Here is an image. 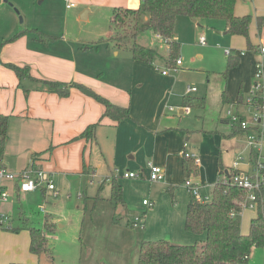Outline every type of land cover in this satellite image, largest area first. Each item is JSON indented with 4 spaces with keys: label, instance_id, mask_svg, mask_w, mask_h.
<instances>
[{
    "label": "crops",
    "instance_id": "1",
    "mask_svg": "<svg viewBox=\"0 0 264 264\" xmlns=\"http://www.w3.org/2000/svg\"><path fill=\"white\" fill-rule=\"evenodd\" d=\"M73 1L77 4L73 8L79 9L71 14L75 15V20L86 23L91 22L93 16L108 17L110 20L115 7L135 9L140 4V0ZM237 1L234 13L251 15L248 29L250 43L243 36L229 34L224 26L223 34H228L227 42L234 50L230 49L229 56L234 58L235 63L227 67L225 87L213 91L210 80L206 77L204 83L202 77L197 81L199 92L197 88L188 92V87H195L191 84L193 72L183 66V61L178 71L170 70L162 74L165 69L162 63L135 60L128 48H118L112 40L95 45L98 39L110 34L104 25L95 24L89 31L82 28L78 32L65 27L57 32L59 23L51 14L42 23L30 19L26 22L25 17L18 19L19 12L14 9L18 6L22 9L19 2L0 0V113L8 116L7 141L1 163L7 169L18 172L30 165L40 167L52 175L56 186L59 183V190L60 187L73 186L87 189L88 184L96 182V193L89 198L93 208L100 207L98 223L112 229L123 227L121 223H126L123 228L130 230L128 236L120 237L123 249H129L130 254L124 257L121 252L114 264H137L139 246L143 240L167 239L178 244H193L205 238L204 234H194L184 228L190 193L186 187L184 191L176 186L190 178L199 185L200 191L205 185H210L212 191L214 183L202 184L191 177L199 179L210 169L208 179L215 182L221 171L229 166H225L220 153L209 157L196 147V128L185 115L191 110L209 113L214 115L215 129L213 131L211 126H202V132L243 138L244 146L238 140L229 145L233 159L240 154L238 150L245 147L244 133L228 124L224 110L230 104L238 105V98L243 102L251 91L255 62L261 58L258 48L264 45V25L258 27L257 23V18L264 16V9L256 8L254 12H249ZM196 20L199 21L179 15L172 38L179 42L177 38L182 33L180 24L198 25ZM31 28H37L54 39L45 44L27 31L13 41H6L15 32ZM139 35L137 42L146 46L143 39L138 41ZM167 49L169 51L168 44ZM232 51L235 53L232 54ZM169 60V57L164 60L165 65H171L174 61ZM3 63L28 66L31 78H18ZM33 79L84 84L111 103L128 107L129 116L115 121L103 116V105L80 90L71 87L68 95L60 96ZM186 96L204 100V106L189 108L188 113L182 112V102ZM224 96L227 102H224ZM262 102L264 104V92ZM170 106L176 108L170 110ZM237 111L249 116L243 105H239ZM95 123L97 126L93 137H79L87 126ZM262 125L264 134V119ZM182 151L200 157V163L194 165L188 174L183 168ZM148 162L163 167L162 181L148 179ZM219 162L222 168L218 167ZM123 170L138 171L140 176L123 178L119 175ZM112 180L121 185L120 203L115 204L107 199ZM6 185L13 187L17 196L28 193L18 192L16 182L7 181ZM100 185L102 195L96 198ZM36 190L43 193L48 191L46 188ZM144 196L148 197L150 205L143 204ZM128 211L137 213L132 220L124 217ZM136 216L142 217V225H132ZM6 227L18 230L10 231ZM19 229L10 223L0 225V264L33 263L29 256V232ZM241 232L247 231L241 228ZM255 249H252L249 258Z\"/></svg>",
    "mask_w": 264,
    "mask_h": 264
},
{
    "label": "rangeland",
    "instance_id": "2",
    "mask_svg": "<svg viewBox=\"0 0 264 264\" xmlns=\"http://www.w3.org/2000/svg\"><path fill=\"white\" fill-rule=\"evenodd\" d=\"M16 1L20 3L22 8L14 7L15 11L19 12L18 19L22 18L23 20L25 17L26 22L30 19L32 22L42 23L46 16L51 14L50 16L55 17L59 23L57 24V32L62 31L65 27L76 32L81 31L82 28L89 31L95 24L104 25L106 29L110 28L108 17L93 16L89 23L75 20V15L71 13H76L79 8L66 9L63 0ZM8 3H11V0H8ZM237 3L249 12H254L256 8L264 9V0H238ZM224 26L226 27V24L222 19H199L198 25L181 23L179 26L182 33L177 38L180 42L178 55L183 61V66L193 72L191 84L198 89V92L200 85L197 84V81L202 80V77L204 83H206V77L210 80L213 91L225 87L228 70L226 66L228 55H226L225 49L233 50V46L227 42L228 34H223ZM200 35L205 37L203 45L198 42ZM142 39L147 47L155 51L154 62L159 65L162 63V67L166 68L167 65H165L164 60L169 57L166 42L155 38V33L150 30L140 33L138 41H142ZM233 51L232 54L235 53ZM185 116L193 124V128H196L194 130V135L198 138L196 147L209 157H215L220 153L225 166H231L233 154L229 145H232L236 140L243 144V138H228L223 137L221 133L202 132V126L205 128L211 126L213 131L215 129L214 115H209V113L203 114L199 110H191ZM221 139L224 141L222 142ZM261 145L264 154V134ZM238 151L242 157L248 156L246 147H242ZM8 170L18 172L9 168ZM209 174L210 169L209 173L201 174L199 179H197L198 177L191 178L202 184L213 185L215 182L208 179ZM58 184L56 186L54 183L58 190L56 195L50 190L45 193L34 190L25 195L17 196L14 193V188L7 186L6 191L9 197L6 201H0V216L10 219V222L7 220L3 225L10 223L12 226H18L19 230L28 231L27 227L32 225L43 227L46 219L52 222V229L47 233V246L51 251V256L48 254L36 256L29 253L31 262L39 264H106L109 262L114 264L119 260L121 252L124 257L130 254L129 249H123V241L120 239L121 236H128L130 233V230L123 228L126 223H121L123 227L114 229L98 223L97 215L100 213V207L93 208L92 200L89 198L90 195L96 193V182L93 185L88 184L87 189L73 186L69 188L60 187L59 190ZM177 187L186 191L183 183ZM210 192V185H205L201 189L203 195H210ZM145 196L143 198L148 199ZM131 212L128 211L124 217L132 220L137 213ZM254 214L255 211L249 208H244L241 211L239 215L241 228L248 231L250 217ZM246 264H264V247L256 248Z\"/></svg>",
    "mask_w": 264,
    "mask_h": 264
},
{
    "label": "trees",
    "instance_id": "3",
    "mask_svg": "<svg viewBox=\"0 0 264 264\" xmlns=\"http://www.w3.org/2000/svg\"><path fill=\"white\" fill-rule=\"evenodd\" d=\"M236 1L140 0L139 6L135 9L118 6L113 8L110 16V34L106 38L98 39L94 44L112 40L118 48H128L133 59L151 62L155 51L137 42L136 38L142 31L152 30L155 34L168 39L169 62H172V59L178 56L180 47L179 42L172 38L175 21L179 15H187L194 19H222L225 21L229 34L243 36L249 44L248 29L251 15H236L234 13ZM257 23L258 27H262L264 16L258 17ZM27 31L32 32L35 39L45 44L54 39L53 36L46 35L37 28H31L15 32L6 41H13ZM233 60V57L227 56L228 68L234 66ZM3 64L13 70L18 78H31L28 66H19L14 63ZM33 80L60 96L68 95L71 87L76 88L102 104L103 116L115 121L129 116L128 107L111 103L84 84ZM223 100L228 101L225 96ZM240 100L238 98L237 103H241ZM182 105L188 108H199L204 106V100L186 96ZM7 125L8 116L0 113V162L7 141ZM96 126V123L87 126L79 137H93ZM193 166V161L184 157L183 168L186 174L192 170ZM218 167L222 168L220 162ZM102 185L97 191L96 198L102 195ZM17 191L19 192L18 189ZM240 196L239 188L223 182H215L209 201L200 202L190 195L186 206L184 228L194 234H204L205 238L193 244H178L167 239L143 240L139 246L137 264H246L253 248L264 247V212L258 210L250 220L248 231L242 233L239 215H231V212L241 211L238 204ZM107 199L115 204L122 202V188L116 180H112ZM52 225V222L46 219L43 227L34 225L27 227L30 236L29 250L32 254L51 256V251L47 246V233L52 229ZM5 229L14 232L18 230L13 227ZM9 264L39 263L12 262Z\"/></svg>",
    "mask_w": 264,
    "mask_h": 264
},
{
    "label": "built area",
    "instance_id": "4",
    "mask_svg": "<svg viewBox=\"0 0 264 264\" xmlns=\"http://www.w3.org/2000/svg\"><path fill=\"white\" fill-rule=\"evenodd\" d=\"M67 9L76 7L77 4L73 0H63ZM157 39H160L168 44V39L156 34ZM199 43H205L204 35L199 36ZM260 59L255 62L253 82L251 91L242 103L230 104L225 108L224 117L228 124L237 127L245 135V147L248 149V156L242 157L237 154L232 161V165L223 169L215 182L229 183L241 191L238 204L241 211L244 208L258 210L264 212V154L261 150V136L263 135L262 121L264 119V104L262 102V94L264 92V45L259 48ZM226 55H230V49H225ZM182 60L178 56L174 59L171 65H168L162 74H166L172 70L178 71ZM195 87H188L187 91H194ZM244 106L249 112V116L240 114L237 111L238 106ZM176 107L170 106L172 110ZM189 112L188 107H183L182 112ZM185 158L193 161L194 165L200 163V157L192 152L182 151ZM148 179L153 182L162 181L164 179L163 167L156 165L152 162L147 163ZM118 172V171H116ZM118 174V173H117ZM119 175L126 179L138 178L140 173L138 171L123 170ZM7 181L17 182V189L20 193L31 192L38 188H46L53 191L56 195L58 190L55 188L52 175L40 167L30 165L22 171L16 173L9 171L0 162V201H6L9 197L6 191ZM92 183V181H90ZM215 184V183H214ZM184 186L188 189L191 196L197 201L206 202L210 200V195H203L197 183L193 182L190 178L184 180ZM214 186V185H213ZM144 205H150L147 199L143 201ZM240 212H231L232 216L240 215ZM142 217L136 216L132 224L134 226L141 223ZM8 217L0 216V225L5 223Z\"/></svg>",
    "mask_w": 264,
    "mask_h": 264
}]
</instances>
